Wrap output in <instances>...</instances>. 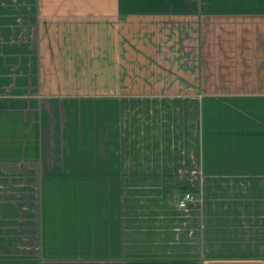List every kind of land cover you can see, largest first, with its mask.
<instances>
[{
  "label": "crops",
  "instance_id": "1",
  "mask_svg": "<svg viewBox=\"0 0 264 264\" xmlns=\"http://www.w3.org/2000/svg\"><path fill=\"white\" fill-rule=\"evenodd\" d=\"M134 19L199 23L186 73L99 56ZM0 29V264H264V0H0ZM101 58L107 95H66Z\"/></svg>",
  "mask_w": 264,
  "mask_h": 264
},
{
  "label": "rangeland",
  "instance_id": "2",
  "mask_svg": "<svg viewBox=\"0 0 264 264\" xmlns=\"http://www.w3.org/2000/svg\"><path fill=\"white\" fill-rule=\"evenodd\" d=\"M128 24L129 25H126L124 28H117L114 30L99 29L101 35L100 39L102 42L100 45L101 48L99 50V56H109L107 38H111L116 35L117 40H113L111 38L109 45H111V43L113 42H116V46L118 47L117 53H119V55L122 57V60L124 59L123 61L120 59V64L122 62L127 68V72L132 74V77L129 78L130 83H140L139 74L141 72V69L142 72H145L147 70L154 71L155 75V70L159 66L157 64L158 61L164 64V67H172L174 69H176L177 65L180 64V73L187 72V69L189 68L190 64L189 60L187 61V57L189 59V57L193 58V56H195V53H197V51L195 49L194 44L198 45L201 37L202 28L198 27L199 23L179 22L175 24V21L170 20L166 22H156L150 21L148 19H134ZM1 31L2 30L0 29V32ZM29 31L31 30L29 29ZM82 33H84V30ZM84 35H87L86 29ZM140 40H143L144 42L141 41L140 43ZM64 61H66V67L72 65V60L68 59ZM107 62V60H104L102 58L99 61L100 77H96L95 79H93L94 77H83V80L85 79L86 85L84 87V90H82L81 92L75 91L74 89L76 87L73 86L78 84L79 81H81V77L76 75L68 76L69 92L64 93L68 96L107 95ZM190 62H193V60ZM160 67L161 66H159V68ZM68 70L70 71V69ZM166 70L168 71L167 68ZM94 71L98 72V69L95 68ZM169 75H164V78H167L168 81H170L172 78ZM183 76L186 78V74H183ZM95 80H98L100 85L97 84ZM96 89L98 91H96Z\"/></svg>",
  "mask_w": 264,
  "mask_h": 264
},
{
  "label": "built area",
  "instance_id": "3",
  "mask_svg": "<svg viewBox=\"0 0 264 264\" xmlns=\"http://www.w3.org/2000/svg\"><path fill=\"white\" fill-rule=\"evenodd\" d=\"M192 198V195L189 192H185L177 201V206L179 208L189 207V200Z\"/></svg>",
  "mask_w": 264,
  "mask_h": 264
}]
</instances>
